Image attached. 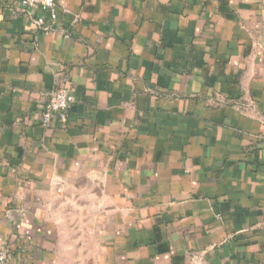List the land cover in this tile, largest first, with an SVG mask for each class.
Instances as JSON below:
<instances>
[{
    "label": "crops",
    "instance_id": "crops-1",
    "mask_svg": "<svg viewBox=\"0 0 264 264\" xmlns=\"http://www.w3.org/2000/svg\"><path fill=\"white\" fill-rule=\"evenodd\" d=\"M30 12L0 0L3 264H264V0Z\"/></svg>",
    "mask_w": 264,
    "mask_h": 264
},
{
    "label": "built area",
    "instance_id": "built-area-1",
    "mask_svg": "<svg viewBox=\"0 0 264 264\" xmlns=\"http://www.w3.org/2000/svg\"><path fill=\"white\" fill-rule=\"evenodd\" d=\"M22 7L29 9L30 15L37 8L47 10L49 17L33 16L34 28L48 32L51 31L57 20V0H20ZM74 101V95L71 89L66 86L59 87L51 93L49 101L42 107L40 112L41 123L47 126L53 118L65 121L68 109ZM7 259V251L0 246V264Z\"/></svg>",
    "mask_w": 264,
    "mask_h": 264
}]
</instances>
